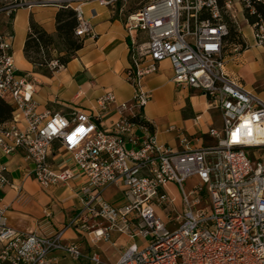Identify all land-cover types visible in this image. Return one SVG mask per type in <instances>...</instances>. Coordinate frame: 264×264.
I'll return each mask as SVG.
<instances>
[{
  "label": "built area",
  "instance_id": "1",
  "mask_svg": "<svg viewBox=\"0 0 264 264\" xmlns=\"http://www.w3.org/2000/svg\"><path fill=\"white\" fill-rule=\"evenodd\" d=\"M85 1L72 6L80 38L94 33ZM236 2L251 15L257 14L255 3L264 4L149 0L128 15L126 28L135 47L126 75L135 92L131 102H118L113 92L100 98L104 109L115 104L120 112L110 129L84 110L74 109L70 116L41 111L32 83L14 61L13 34L0 32V99L13 107L12 116L0 121V264H59V256L78 264H111L95 246L109 241L114 231L128 236L114 264H264V98L226 72L229 28L222 10L233 13ZM26 4L16 1L5 10L9 14ZM253 27L256 43L264 47V20L259 17ZM166 59L176 88L199 90L207 110L220 111L222 127L209 126L206 132L213 144L196 146L195 137L178 128L180 148L175 149L158 140L152 123L132 119L142 116L151 98L142 78L156 73ZM47 66L54 70L65 64L52 58ZM200 120L197 115L194 124ZM56 143L85 178L84 206L60 229L17 230L3 195L15 183L1 157L23 152L35 179L49 189L71 176L69 169L58 172L50 162ZM194 176L198 181L185 187ZM170 183L181 193L180 209ZM111 184L121 188L122 204L102 197ZM169 221L176 222L174 230ZM68 229H74L76 241L68 240Z\"/></svg>",
  "mask_w": 264,
  "mask_h": 264
},
{
  "label": "crops",
  "instance_id": "2",
  "mask_svg": "<svg viewBox=\"0 0 264 264\" xmlns=\"http://www.w3.org/2000/svg\"><path fill=\"white\" fill-rule=\"evenodd\" d=\"M73 4H76V0L71 6H74ZM61 7L62 4L58 2H31L15 11L10 31L4 26L0 32L13 34L14 61L32 83L41 111H62L70 116L74 109L84 110L99 116L103 125L110 129L120 117V112L115 104L104 109L100 105V98L108 92H113L118 102H131L135 92L126 75L135 47L126 28V20L128 15L135 11L116 1L83 2L86 16L90 17L94 24L93 35L83 38V46L64 67L47 72L38 71L24 53L25 42L31 30V20L57 37L56 16ZM242 15L244 17V14ZM244 18L249 24L244 32L247 46L237 52L226 51V72L245 89L264 98V47L256 43L253 24L248 18ZM49 50L50 59L65 53L55 47ZM172 77V66L166 59L160 63V69L156 73L142 78V89L151 95L142 109V117L155 126L160 142L168 143L175 149L180 148L178 128L187 129L195 137L193 143L196 146L213 144L214 140L206 132L209 126L222 127L220 111L207 110L206 98L202 93L190 88H176ZM197 115H201L198 126L194 124ZM172 125L175 128H171ZM1 162L8 165L15 183V187H6L3 195L9 205V222L17 230L60 229L83 208L85 192L82 186L85 178L79 169L74 167L68 153L59 148L58 143L54 146L50 162L58 172L69 169L71 176L49 189L43 188L35 179L31 173L33 165L24 157L23 152L3 156ZM197 181L198 177L194 176L186 181V185L190 187ZM168 188L176 197V184L170 183ZM102 197L114 204L124 202L121 188L114 184L103 189ZM79 223L82 224L83 220ZM87 233L85 232L86 235ZM66 235L68 240H77L74 229H68ZM120 235V232L114 231L112 238L107 242H118L116 238ZM107 242H102L98 248L101 254ZM86 243L87 241L84 242L85 247ZM127 243L128 239L124 245ZM56 254L59 255L58 252ZM120 254L121 252L116 254L118 258ZM58 263L78 264L62 256H59Z\"/></svg>",
  "mask_w": 264,
  "mask_h": 264
},
{
  "label": "trees",
  "instance_id": "3",
  "mask_svg": "<svg viewBox=\"0 0 264 264\" xmlns=\"http://www.w3.org/2000/svg\"><path fill=\"white\" fill-rule=\"evenodd\" d=\"M219 2L221 6H223L225 0H219ZM255 7L257 14L251 15L248 12L247 16L249 22L252 24L255 23L259 17L264 20V4L255 3ZM56 20L57 37L49 34L43 27L37 24L34 20H31V30L28 33L25 42L24 53L26 58L35 65V68L38 71L47 72V69L43 67L47 65V61L51 58L49 50L51 47L65 51V53L58 57V59L61 63L66 64L75 52L83 46V38H80L75 34L77 12L73 7L69 6L67 3H63L57 13ZM229 34L226 39L229 37ZM241 43L245 44V41L243 40ZM60 45L62 48H59ZM41 54H43L42 58L39 57ZM12 111L13 107L0 99V121L9 119L12 116ZM132 119L139 123H149L140 114H136Z\"/></svg>",
  "mask_w": 264,
  "mask_h": 264
},
{
  "label": "rangeland",
  "instance_id": "4",
  "mask_svg": "<svg viewBox=\"0 0 264 264\" xmlns=\"http://www.w3.org/2000/svg\"><path fill=\"white\" fill-rule=\"evenodd\" d=\"M16 1H20V0H0V30L1 31L3 30L2 28L4 26H6L7 30L10 31V28L12 26V21H13V12L15 13V11L8 14L5 8L9 4L16 2ZM23 1L27 2L26 5H28L31 2H47V3L58 2L61 4L67 3L69 6H71L74 0H23ZM148 1L149 0H118L116 2H121L122 5H126L129 8H132V10L137 11L140 7L148 3ZM240 8H241V4H236L235 6H233V13L228 12L225 9L222 10L223 19L227 23L228 28L230 30L229 37L225 41V48H226L227 53H230L231 51L233 52L240 51L241 49H244L247 46L246 42L245 44H242L241 42L243 40L244 41L246 40L244 36V32L247 31L249 24L245 21L244 17L247 18L249 10L243 6H242V9ZM242 14H244V17ZM139 41L140 42L144 41L143 34L140 35ZM59 48H62V46L60 45ZM235 48H237L238 50H235ZM42 56L43 54L39 55L40 58H42ZM43 68L49 71H52V69L47 65L44 66ZM195 92L201 93L199 90H195ZM185 187H188V186L185 184ZM176 197H177L176 206H177V209H180L179 208L181 205L180 191H178V193L176 194ZM167 226L169 229L174 230L177 225H176V222L169 221ZM127 239H128V236L126 234H121L120 236L116 238V241H118L117 245L112 244L114 243L115 240H112L113 241L112 243H109L103 240L99 242L98 244H96L95 247L98 249L101 246L102 242H107L106 247L102 251V255L103 257L106 258L108 262H110L111 264H114L118 260V255L116 254L122 251L123 246L125 242L127 241ZM86 244H87V247H89L88 243Z\"/></svg>",
  "mask_w": 264,
  "mask_h": 264
}]
</instances>
